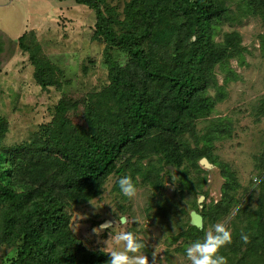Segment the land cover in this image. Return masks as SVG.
I'll use <instances>...</instances> for the list:
<instances>
[{"label": "rangeland", "instance_id": "374dc122", "mask_svg": "<svg viewBox=\"0 0 264 264\" xmlns=\"http://www.w3.org/2000/svg\"><path fill=\"white\" fill-rule=\"evenodd\" d=\"M129 1L104 0L102 9L122 19ZM226 6L231 21L222 23L213 39L220 44L225 35L235 33L238 50L223 65L215 66L213 85L204 93L213 105L208 114L191 123L193 132L179 140L181 150L189 147L202 154L209 134L210 157L185 155L180 167L159 162L160 154L129 161V155L122 157L117 163L121 171L109 176L100 195L66 206L69 228L86 251L109 255L113 249L120 250L123 245L116 244L114 236L129 231L145 243L142 251L150 264L154 251L156 264H191L187 247L203 241L215 224L224 223L232 231V243L218 255L226 257L228 264H264V222H260L264 221V0H227ZM95 16L94 10L73 0H0V149L34 138L39 146L48 140L45 129L58 126L85 138L92 133L86 111L100 119L119 113L104 93L108 85L105 44L93 39ZM22 36H26L24 49L19 43ZM109 53L121 66L126 65L123 51ZM32 54L53 69L54 85L47 90L36 84ZM61 101L74 106L66 114L69 125L57 119L55 108ZM202 159L207 166L201 164ZM42 162L54 165V170L58 166L51 157ZM17 163L23 171L26 161ZM227 173L231 178L225 190L229 203L223 204L227 212L214 223L205 221L204 209L224 199ZM123 176L132 178L136 196L129 198L120 191L118 180ZM256 177L262 182L255 184ZM191 212L202 217L198 229H203L202 236L187 235L188 227H193ZM105 222L112 227L93 232ZM2 225L0 218V233ZM250 227L258 246L257 242L244 245L241 240V233ZM4 240L0 264H11L21 242L14 236Z\"/></svg>", "mask_w": 264, "mask_h": 264}, {"label": "trees", "instance_id": "16d2710c", "mask_svg": "<svg viewBox=\"0 0 264 264\" xmlns=\"http://www.w3.org/2000/svg\"><path fill=\"white\" fill-rule=\"evenodd\" d=\"M73 1L95 11L93 39L105 44L108 85L104 93L119 113L100 119L86 111L92 133L85 138L58 126L45 129L48 140L39 146L34 138L0 149V242L11 236L21 242L11 264H108V254L86 251L72 234L67 204L86 203L100 195L109 176L121 171L117 163L126 155L129 161L160 154L159 162L180 167L183 156L192 159L201 154L189 147L181 150L179 140L193 132L191 123L208 114L213 105L204 93L212 84L215 66L223 65L238 50L235 33L225 35L220 44L213 39L216 29L231 21L227 0H130L122 19L106 14L104 0ZM25 38L19 39L21 49ZM114 49L127 55L126 65L111 57ZM30 61L36 84L43 90L53 86L51 66L34 54ZM71 108L73 104L59 102L57 119L69 125L66 114ZM209 136L201 154L206 157H210ZM49 157L58 165L55 170L42 162ZM24 160L20 171L17 161ZM224 176V199L204 209L205 221L214 223L227 212L223 204L229 203L225 190L231 178L228 173ZM251 228L244 232L250 242H242L258 246ZM188 229L187 235L204 233Z\"/></svg>", "mask_w": 264, "mask_h": 264}, {"label": "clouds", "instance_id": "9594fccd", "mask_svg": "<svg viewBox=\"0 0 264 264\" xmlns=\"http://www.w3.org/2000/svg\"><path fill=\"white\" fill-rule=\"evenodd\" d=\"M175 175V174H174ZM173 175V176H174ZM253 182L259 184L262 180L259 177L254 178ZM120 191L123 195L132 198L137 194V188L130 176L120 177L118 180ZM123 222V218H121ZM112 225L105 224L98 228H94V233L110 229ZM241 240L249 243V236L241 233ZM116 244H122L120 250L113 249L109 253L108 264H150L148 256L142 251L145 243L142 239L129 231H121L114 236ZM232 243V231L226 227L224 223H217L209 230L203 241L197 240L186 249V257L191 264H228L227 258L218 255L219 250ZM157 255L155 251L152 253L151 264H156Z\"/></svg>", "mask_w": 264, "mask_h": 264}, {"label": "water", "instance_id": "95a60500", "mask_svg": "<svg viewBox=\"0 0 264 264\" xmlns=\"http://www.w3.org/2000/svg\"><path fill=\"white\" fill-rule=\"evenodd\" d=\"M201 164L204 165V166H207V162L205 159H202L201 160ZM202 197H200L199 200H201ZM190 222H191V226L197 228V229H201L202 227V217L197 214L196 212H191L190 214ZM110 222H105L103 223V225L105 224H109Z\"/></svg>", "mask_w": 264, "mask_h": 264}]
</instances>
